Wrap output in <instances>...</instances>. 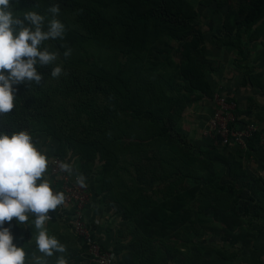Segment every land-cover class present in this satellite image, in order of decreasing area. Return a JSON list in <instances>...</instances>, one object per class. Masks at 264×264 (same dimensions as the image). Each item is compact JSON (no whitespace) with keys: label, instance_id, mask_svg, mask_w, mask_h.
I'll return each instance as SVG.
<instances>
[{"label":"rangeland","instance_id":"1","mask_svg":"<svg viewBox=\"0 0 264 264\" xmlns=\"http://www.w3.org/2000/svg\"><path fill=\"white\" fill-rule=\"evenodd\" d=\"M76 1L83 0H22L15 4V10L19 15L31 9H39L41 15L46 17V27L47 21L52 19L47 9L53 4H58L60 13L57 18L65 25V36L63 40L48 42L57 46L61 50V55L66 48H71V56L60 61L64 74L72 70L85 71L106 80L113 88L121 92L129 70L122 69L117 72L116 61L123 62L121 50L125 48V38L133 34L134 30L139 32V29L130 28L131 25L127 19L126 7L132 0H84L83 7H90L97 14L95 26L93 27L92 24L90 26L94 30L93 34H90L89 29L79 31L77 27H71L68 15L71 14ZM189 1L195 11L193 9L191 13L194 21L189 24L191 29L188 35L198 36L196 32L202 35L203 49L199 54V63L201 65L221 64V62L231 64L233 60L234 64L238 62L245 64L244 71L249 78L256 76L260 83H264V15L257 21L255 31L251 26L252 34L248 39L239 20L250 0ZM169 4L170 2L167 6ZM147 32L150 45L153 47L149 55L151 60L157 63L158 69L170 72L173 87L176 89L174 94L181 97L182 93L178 88H181L183 81L174 71V67L182 58L180 42L168 38L159 27ZM239 40V45L242 46L241 55L231 50L228 57L224 59L222 53L211 50L214 44L230 45ZM205 45L209 53H206ZM155 69L154 65L152 71ZM58 80L62 81V78ZM50 83L51 80L42 81L39 86L25 90V93L30 96L32 105L37 103L43 110L50 111L54 117L62 119L64 114L61 110H64V107L68 109L65 104L69 103L70 99L54 95ZM53 83L56 84V81ZM15 100L17 107L12 114L14 123L9 126L1 121L0 131L9 135L12 131H28L36 147L48 157L49 167L44 179L50 181L54 191L62 192L65 196V203L55 212L49 213L51 219L45 227L50 236H55L65 246L66 251L55 253L54 260L48 257L50 261H46V264H56L60 256H64L68 264H96L88 262L84 257L81 239L74 230L72 199L68 198L69 191L66 189L68 186L82 195L81 218L85 228L94 240L100 242L102 250L113 254L115 264L166 263L163 257L158 255L159 252L155 246L159 240L166 244L167 249L170 248V242L174 240L172 234H176L175 236L184 242V251L173 250L172 256L175 260L177 259V262L180 261L182 254L188 255L194 251V242L198 241L194 239L196 237H199V242L208 241L207 239L212 242L213 239L223 240L228 236H239L243 241L256 240L257 246H261V249H256L257 253L264 252V187L260 185L261 177L256 174L261 166L264 168V164L256 162L257 159H264V148L261 153L255 150L254 152L246 150L238 152L236 149L235 152L239 154V157H235L232 150L222 151L226 158L230 156L231 161L228 162V166L221 164L218 158L222 155L218 152L208 159L204 154L199 153V146L213 144L216 138L210 136L208 142L198 130L185 134L180 132V121L187 113V104L183 109H179L175 104L169 103V110L166 115L162 114L161 119L151 122L141 119L123 129V132L138 135L140 138L138 141L119 135L120 138L113 141L116 144L114 147L86 160L66 150L62 140L55 139L44 132L35 131L26 125L22 115L25 97L16 93ZM246 103L249 105L248 109L254 107L251 100L247 99ZM58 104L60 106L64 104L63 108L58 107ZM260 114L258 119L253 116L251 120L245 119L236 124L243 125L256 119L254 122L257 126L264 125L263 111ZM105 138L107 141L110 139L107 135ZM107 141L104 143L106 144ZM112 152H115V158L111 156ZM183 153L185 154L182 155ZM170 156L182 157L184 159L182 162L175 159L177 166L184 167L182 171L185 173L197 174L194 178H182L173 185L176 191L194 183L198 185L201 198L189 203L191 210L195 208L194 205L199 204V217L195 219L196 217H193L190 212V219H188L190 228L195 226L194 231L189 228L188 221L185 225H181V229L178 228L179 224H173L166 230H160L158 223L150 214L153 207H145L143 200L140 201L143 196L160 203L172 199L169 197L172 194L169 192V186L176 177L167 175L175 171L176 166H173L174 162L170 160ZM234 158L236 160L246 158L250 162H246L247 168L244 167L245 162L236 167L232 163ZM61 163L70 164L72 172H62L59 168ZM261 173L264 175L263 172ZM78 177H83V186L77 182ZM136 200L139 201L136 205L138 211L132 214L135 207L132 203ZM241 201L247 206V209L242 211L239 210ZM205 203L212 204V208L206 210L202 207ZM178 213L180 211L173 215V220L177 221ZM33 218L29 216V220ZM5 226L9 225L5 224ZM177 229L178 233H175ZM10 230L14 237L13 243L29 240L30 234L25 235L29 229L24 230L15 222V219ZM190 237L193 240L189 239ZM162 246L159 247L162 248ZM216 247L217 245L214 244L210 249L219 250ZM229 250H231L230 246L226 245L221 253L229 255L234 252L229 253ZM155 253L156 256H152ZM161 253H163L162 250L159 254Z\"/></svg>","mask_w":264,"mask_h":264},{"label":"trees","instance_id":"2","mask_svg":"<svg viewBox=\"0 0 264 264\" xmlns=\"http://www.w3.org/2000/svg\"><path fill=\"white\" fill-rule=\"evenodd\" d=\"M83 2L84 0L74 3L71 14L68 15L71 21L70 25L72 28L77 27L79 31L89 29L90 34H93L94 30L90 26L91 24L93 27L95 26L97 14L92 8L83 7ZM168 2L170 4L167 6ZM193 9V5L189 0H132L127 5L126 12L127 19L131 25L130 28L139 29V32L134 30L133 34L125 38V48L121 50L124 57L123 62L116 61L117 72L122 69L129 70L128 78L123 83L121 92H118L106 80L92 76L85 71L72 70L68 74L61 76L62 81L53 78L51 76V68L55 64L62 66V62L60 61L65 60V58L61 55V50L57 46L46 41L44 46L48 47L51 51H57L59 56L53 65L46 67L37 65V71L42 73L43 82L51 80L50 87L54 95L63 96V99H70V102L65 104L68 109L66 107L63 108L64 104L61 106L59 105L61 103L58 104V107L64 109L61 110L64 114L63 118L59 119L54 117L50 111L43 110L37 103L32 105V101L29 100L30 96L26 95L25 90H31L32 87H37L40 84L36 85L32 83L28 85L27 83H21L14 85L16 89L15 95L16 93H20L21 96L25 97L22 115L25 118L26 125H29L35 131H41L55 139L62 140L64 148L70 153L77 155L81 159L90 160L95 154H103L114 147L116 144L113 141L120 138V136L138 141L140 139L138 135L123 132V129L141 119L151 122L160 117L162 118V114L166 115L169 110V103L175 104L179 109H183L185 104L195 99L197 100L202 97L211 99L212 91L202 71V65L199 63V54L203 49L202 35L198 32H196L198 36L188 35V31L191 29L189 24L194 21V18L191 16ZM31 11L41 14L39 9H31ZM263 15L264 0H250L239 20V24L242 30L245 31L248 39H250L252 34L251 26L255 31L256 23ZM21 18L23 17L21 16ZM158 27L168 38L180 42V56L182 58L174 67V71L180 80L183 81L181 88H178L182 93L181 97H177L174 94L176 89L173 87L174 83L170 72L158 69L157 63L151 60L149 56L153 47L150 45L147 31L155 30ZM239 44L240 40L230 45L234 48L235 52L241 55L242 46ZM218 45L226 46L227 44L222 43ZM154 65L156 69L152 71ZM54 81H56V84L53 83ZM226 98L235 103V112L237 114L238 110L235 99L228 96ZM248 106L247 108H249ZM16 107L15 105L14 110L10 114L0 116V122L2 121L4 125L11 126L14 123L12 114L16 111ZM17 113L20 114V112ZM105 135L108 138L110 137L109 141L106 140ZM104 141H107L106 144ZM256 144L258 142L257 133L255 132L251 137L246 139L245 146L247 152H252ZM217 152L220 153L219 155H222L218 158L221 164L224 163L228 166V162L231 160H228L225 153L217 150L213 145L199 148V153L204 154L208 159ZM111 156L115 158V152H112ZM205 157L203 156V160L206 159ZM175 159H179L181 162L184 160L182 157L176 158L170 156V160L174 162L173 166H176L174 168L175 171L167 175L168 177H176L169 186V192H172L169 197L172 199L160 203L143 196L140 200H143V206L153 207L150 214L153 216L155 222L158 223L160 230H166L173 224H179L178 228L181 229V225H185L186 221L189 222L190 212L193 214V217H196L195 219L199 217V204L194 205L195 208L192 210L189 207V203L192 200H199L201 198L198 185L194 183L177 191L173 188L175 182L181 181L182 178L186 177L194 178L197 174L193 175L182 171L184 167L177 166ZM162 161L164 160L162 159ZM259 181L261 182L260 185L264 187V179L261 177ZM138 202L136 200L132 203L135 205L132 214L138 211V206H136ZM240 206V211L247 209L246 204L242 201ZM202 207L208 210L210 207L212 208V204L205 203ZM178 211L180 213H178L179 216L177 221H175L173 220V215ZM194 222L196 223V221ZM188 225L190 228V222ZM190 229L194 231L195 226ZM175 233H178V229ZM175 235L172 234L173 239L178 240L179 238ZM228 237L242 240L239 236ZM162 245L164 244L158 240L155 248L159 253L161 250L163 251V253H158V255L161 258L163 257L162 259L164 260L172 256L173 250L179 247L175 244H170V248L167 249L166 244ZM159 246H162V248ZM217 253L221 254L220 251H217ZM152 256L155 257L156 253Z\"/></svg>","mask_w":264,"mask_h":264},{"label":"clouds","instance_id":"3","mask_svg":"<svg viewBox=\"0 0 264 264\" xmlns=\"http://www.w3.org/2000/svg\"><path fill=\"white\" fill-rule=\"evenodd\" d=\"M17 2L0 0V116L15 108L14 85H39L42 82L43 75L37 71V65H53L59 56L57 51L45 47V42L63 40L66 31L65 25L57 18L60 13L58 4L47 9L52 19L45 27L46 17L36 11L18 15L15 10ZM71 53V48H66L64 58L70 57ZM63 74L61 65L55 64L51 68L53 78L58 79ZM48 167V157L36 147L28 131H12L11 135L0 131V264H27L24 248L13 243L10 226L14 219L17 224L27 225L30 215L34 217L37 232L36 248L43 257L66 251L45 227L51 219L49 213L65 203L64 194L54 191L50 181L44 179ZM59 168L65 173L72 172L68 163H61ZM77 182L83 186V177H78ZM34 264H46V261L34 257ZM56 264H68V261L60 256Z\"/></svg>","mask_w":264,"mask_h":264},{"label":"crops","instance_id":"4","mask_svg":"<svg viewBox=\"0 0 264 264\" xmlns=\"http://www.w3.org/2000/svg\"><path fill=\"white\" fill-rule=\"evenodd\" d=\"M204 47L206 48V53H209L208 47H206V45ZM211 50H215L216 53H222L224 59L228 57V54L231 50L235 53L234 48L230 45L220 46L214 44V46L211 47ZM217 62H219V60H217ZM244 68L245 64H239V62L238 64H234L233 60H231V64H224L223 62H221V64L214 65L202 64L203 73L210 86L212 94L218 93L228 97H233L235 99L236 107L238 110V123L244 121L245 119L253 118V116L258 119L261 115L260 113L262 111L264 113V83H260L256 76L249 78L247 73L244 71ZM240 84L243 85L240 86ZM247 99L252 101L254 107L250 109L247 108ZM186 109L187 113L183 116L184 119L180 121V132L185 134L186 132H193L198 130L199 134L203 135V138L207 139L208 141L209 137L213 136L212 134L205 132V121L212 110V103L210 102V100L203 97L197 100L195 99L187 103ZM255 112L259 114L257 115ZM210 144L211 143L207 144L206 146L203 145L202 147L199 146V148H206ZM211 145L219 149L221 152L227 151V149L232 150L234 151L233 155H235V157H239V154H236L235 152L236 149L238 152H243L244 150L247 151L246 146L239 147L234 144L226 145L225 148L222 149V146L219 145L216 140L213 141V144ZM263 146L264 144H256L254 150L258 153H261V150L264 148ZM228 160H230V156ZM243 162H245L244 167L247 168L248 163L246 162H250L249 159L245 158L242 160L240 158H237L236 160V158H234L232 160L233 165H235L236 167L242 165ZM256 162L264 164V159H257ZM261 172L264 173V168L262 166L257 170L256 174L264 179V175ZM29 221L31 223H28L27 225L18 224L24 230L29 229L26 231L27 234L25 233V235H28V233L30 234L29 240L27 239V241H21L20 243L17 242L16 245H18V247L24 248L27 254V264H34V257H42L45 261H50V258L43 257V254L40 253L36 248L35 236L37 232L33 224L34 218L30 219ZM197 230L199 231V229ZM189 239L193 240L191 237ZM194 239H198V241L194 242V251H192L188 255L182 254L179 262H177V259L175 260L173 256H169L167 260H164L166 262L164 264H264V252L260 254L257 253L256 249H261V246H257L256 240L243 241L240 239H232L226 237L223 240L221 238V240L213 239L212 242H210L209 239H207L208 241L201 240V243L199 242V237H196ZM170 244H175L179 246L177 249H179L180 251H184V242L182 240H173V242H170ZM214 244L217 245L216 249L219 250L212 251L210 249ZM220 245H222L221 249L219 248ZM226 245L230 246L231 250H229V253H231L232 251L234 252L229 255H226L224 253H221L222 255L218 254L217 251H223ZM214 251L215 253H213ZM51 257L54 260L53 256Z\"/></svg>","mask_w":264,"mask_h":264},{"label":"built area","instance_id":"5","mask_svg":"<svg viewBox=\"0 0 264 264\" xmlns=\"http://www.w3.org/2000/svg\"><path fill=\"white\" fill-rule=\"evenodd\" d=\"M210 100L212 110L205 121V132L212 134V137L216 138L215 140L219 145L234 144L244 147L246 139L251 137L255 132L257 133L258 144H264V125L257 126L254 122L256 120L249 121L243 125L236 124L237 114L233 101L227 100L226 96L218 93H213ZM66 189L69 191L68 198L72 199L73 226L76 234L81 239L84 257L88 262L96 264H115L113 254L102 250L100 242L94 240L85 228V224L81 218L82 195L78 191L71 189V186L66 187Z\"/></svg>","mask_w":264,"mask_h":264}]
</instances>
